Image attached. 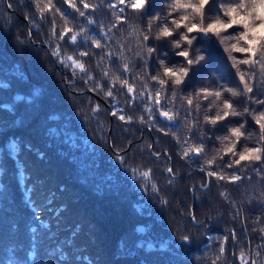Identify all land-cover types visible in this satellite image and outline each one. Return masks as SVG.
<instances>
[{
	"label": "trees",
	"instance_id": "1",
	"mask_svg": "<svg viewBox=\"0 0 264 264\" xmlns=\"http://www.w3.org/2000/svg\"><path fill=\"white\" fill-rule=\"evenodd\" d=\"M87 2L97 7L84 10L86 16L81 17L63 0H53L78 34L73 43L67 37L51 38V21L56 20L57 31L64 25L59 15L41 19L32 0H7L11 8L0 0V264H241V252L248 264L252 260L264 264V169L258 173L254 166L227 168L225 163L234 157L224 154L234 139L229 129L240 124H245L244 136L236 152L256 146L259 126L253 115L264 112V105L255 102L264 100V78L257 75L252 81L251 100L228 93L219 101L215 96L201 97L194 99L188 116L184 98L201 87L221 83L243 89L229 56L246 55L225 52L235 41L222 43L216 37L210 45L194 41L191 54L200 49L206 62L179 87L175 102L164 99L160 109L153 105L149 114L144 110L149 102L139 93L145 82L154 85L153 93L159 88L150 77L162 75L160 60L172 68L186 64L172 43L182 29L172 26V36L155 38L160 25L172 19L167 15L172 0H152L142 19L139 13H119L107 6L116 0ZM230 2L234 0H215L206 9L205 24L221 11V4ZM114 11L127 22L111 28L116 23ZM153 16L160 19L153 21ZM191 22L198 23L199 17ZM149 23L147 44L156 48L150 57L138 43ZM93 39L103 47H93ZM57 44L60 57L52 54ZM181 46L189 48L184 42ZM81 51L89 55L81 57ZM67 55L83 62L88 72L61 63ZM125 63L129 72L122 71ZM145 70L147 77L137 79ZM115 76L136 86L135 100L119 83L112 88V97L105 95ZM97 83L101 89L95 88ZM161 91L172 96L170 88ZM223 99H229L237 112L243 113L245 107L250 111L215 125L205 123V114L223 113ZM163 110L178 115L168 120L160 115ZM114 111L131 119L122 121L112 115ZM251 133L255 135L248 138ZM225 136L230 139H220ZM189 146H201L203 151L183 156ZM213 157L214 164L207 165ZM212 170L235 171L240 179L218 180L207 175ZM144 172L149 173L147 178ZM207 181L208 187L201 188ZM191 204L195 222L190 219ZM222 243L225 252L217 260Z\"/></svg>",
	"mask_w": 264,
	"mask_h": 264
},
{
	"label": "snow or ice",
	"instance_id": "2",
	"mask_svg": "<svg viewBox=\"0 0 264 264\" xmlns=\"http://www.w3.org/2000/svg\"><path fill=\"white\" fill-rule=\"evenodd\" d=\"M37 8L41 19L45 17L46 14H55L59 15L61 20L64 21L63 27L57 31L58 25L55 19L51 21V38L65 40L67 37L71 42L75 43L78 34L73 32V29L68 26V17L66 13L62 11L60 8H56L53 0H32ZM152 0H116V2H109L107 6L110 9H118L119 13H123L126 10H130L132 13H139L140 18L142 19L144 15L148 14V10L151 6ZM63 3L68 7L72 8L75 12L79 13L81 17L86 16V11L88 9H92L93 11L96 9L97 5H90L87 0H63ZM215 0H196L195 3L192 0H172V2L168 5L169 12L168 16H171L172 19L170 23L166 20L165 23L160 25V30L156 35V39L160 40L162 38H167L173 35L172 26L175 29H182L179 32V40H174L173 46L177 49H180L176 54L180 57H183L186 61V64L180 66L179 68H172L165 65L164 60H160V64L162 66V75L157 72L156 75H152L150 77L151 81H154L155 84L159 85V88H155L153 93L152 88L154 85L150 86L148 83H143V91L139 93L140 97H146L149 102L148 105L145 106V111L151 114L153 110V105L157 110L161 107V101L164 99H170L175 102L176 93L179 87L186 83L187 78L190 77V74L194 71L198 70L200 66L206 62V57L204 55L199 54L200 49H196V55H192L190 49L194 47V41L198 44H214L215 41L212 39L216 37L220 39L223 43L224 41H235V43L229 44L225 47V52L229 50L233 53H243L246 54L245 58L240 59L234 55H230L229 59L233 62L232 67L236 69V73L239 77L240 84L243 85V89L240 90L239 86L236 88L228 87L227 84L218 83L214 88L201 87L195 95H189L186 99L188 108L187 115H192V107L194 103V99L199 101L202 97L204 100H207L210 96H215L216 100L219 101L222 99L224 94L228 93L232 96L245 95L249 100L252 99L248 94L253 92L252 81H254L257 75L264 78V0H234V2H230L227 5L221 4V11L217 13L216 17L207 22L205 24V12L206 9L214 4ZM82 6V8H81ZM9 8L12 7L11 4L8 5ZM83 9V10H82ZM191 10V13H189ZM180 12L179 16H175L174 13ZM113 16H115L116 23L111 25V28H116L117 24L122 25L127 22V17H123L117 14L114 11ZM199 17V22H191L194 21L195 17ZM153 21L159 20V16H153L150 18ZM89 24L94 23L93 20H88ZM109 28V31H111ZM230 29H239V31L231 32ZM104 28L101 25V31L103 32ZM133 32L136 29H132ZM83 32V29H81ZM152 26L151 23L148 24L146 30L142 31L140 35H142V42L138 41L141 44V47L146 48L147 54L150 57L155 51L156 48L149 47L147 42L151 38ZM70 33H73L69 36ZM131 34V33H129ZM181 42L186 43L189 48H182ZM92 46L95 48H102L103 45L99 40L93 39ZM259 53V56H258ZM52 54L54 56H61L60 45L52 50ZM89 53L86 51H81L79 56H88ZM106 56L111 55L110 53H105ZM141 53L137 52V56H140ZM103 59V58H102ZM61 63H64L66 66H71L73 69H78L81 72H88V69L85 67V64L79 60H77L73 55H67L63 59L60 60ZM70 62V64H69ZM148 61H145L147 64ZM240 65H247L248 68L242 70ZM123 72H129L130 68L127 63L122 66ZM105 77H108L110 73L105 71L103 73ZM147 71L145 70L144 77L138 76L137 79L144 80L147 77ZM170 78V79H165ZM93 77L88 75V80H92ZM119 83L122 89H125L127 94L132 97L133 100L136 99V86L131 83L129 80L123 79L120 76H115L111 81V87L105 92V95L108 97L113 96L112 88L115 87V84ZM96 89H101V85L97 83L95 85ZM171 89L172 96L168 97L165 95L161 89L167 91ZM95 90V89H94ZM256 103L264 105V100H256ZM201 104L197 102L195 104V108L199 111ZM222 107L224 109L222 114H217L212 117L210 115L205 114L204 121L205 123H210L215 125L218 121H222L229 116H239L244 113H249L250 109L245 107L243 109V113L237 112L233 106V103L229 99H223ZM211 109V105L209 106V111ZM93 111H98L97 108H94ZM113 116H118V119L125 121L130 120L131 117H125L124 115H118V112H112ZM160 115L164 116L168 120H172L175 118L178 113L173 112L171 110H163L160 111ZM151 119V115L148 117ZM253 119L255 124L259 126V137L255 147L245 146L242 151L239 153L236 152V146L240 143L241 137L244 136L245 124H240L238 127L233 126L229 129L231 139L230 143L224 148V154H231L234 159L225 163L227 168L238 169L240 167L252 168L255 167V170L259 173L262 169H264V112H260L259 114L253 115ZM141 123L145 122L144 117H140ZM198 123V122H197ZM195 127V123L192 125ZM255 133L249 134L248 138H251ZM229 136L222 137V140H229ZM203 148L201 146H189L186 147L183 151V156H188L191 153H195L197 156L201 154ZM219 151V150H218ZM157 155H159L157 153ZM183 158V157H182ZM215 157L206 161L207 165L211 166L215 162ZM220 159L223 160V156H220ZM203 170V169H202ZM166 171L168 173H172V168H167ZM207 175L209 177H215L218 180H229L230 182H236L240 179V176L236 174V172H232L231 174H224L222 172L217 171H208ZM143 176L147 178L149 176L148 172H144ZM202 187H208L207 184L202 185ZM221 195H225L221 193ZM261 232L264 233V228L261 229ZM233 239H235V233L232 234ZM264 238V236H262ZM183 240L187 241L189 239L188 236H183ZM225 252V248L223 243L219 248V255L217 256V260ZM259 255V253H257ZM241 264H248L245 259V254L241 252L239 257ZM213 264H216V261H213ZM251 264H257L256 260H252Z\"/></svg>",
	"mask_w": 264,
	"mask_h": 264
},
{
	"label": "water",
	"instance_id": "3",
	"mask_svg": "<svg viewBox=\"0 0 264 264\" xmlns=\"http://www.w3.org/2000/svg\"><path fill=\"white\" fill-rule=\"evenodd\" d=\"M4 4H5L6 7H8L7 0H4ZM28 36H29V40L32 42V39H31V32H28ZM33 44H34L35 46H39V45L36 44V43H33ZM108 141H109V146H111L109 138H108ZM157 156H159V155H157ZM206 184L208 185V181H207ZM201 188H205V187H201ZM190 219H191L192 222H195V221H194V217H193V204H191V208H190ZM200 224H203V222H201ZM233 245H234V240H233Z\"/></svg>",
	"mask_w": 264,
	"mask_h": 264
}]
</instances>
